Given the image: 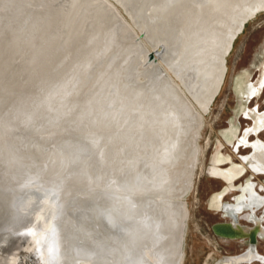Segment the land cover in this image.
I'll return each mask as SVG.
<instances>
[{
	"label": "bare ground",
	"instance_id": "1",
	"mask_svg": "<svg viewBox=\"0 0 264 264\" xmlns=\"http://www.w3.org/2000/svg\"><path fill=\"white\" fill-rule=\"evenodd\" d=\"M261 1L116 0L130 25L107 0H0V220L22 213L5 218L0 264H21L22 244L43 264H181L203 113L240 16ZM159 42L161 66L147 60ZM257 69L239 84L250 124L227 136L238 160L214 159L224 184L209 204L236 219L215 225L234 240L264 235V109L247 104L264 59ZM245 213L250 226L237 222ZM253 261L264 254L250 248L217 264Z\"/></svg>",
	"mask_w": 264,
	"mask_h": 264
},
{
	"label": "rangeland",
	"instance_id": "2",
	"mask_svg": "<svg viewBox=\"0 0 264 264\" xmlns=\"http://www.w3.org/2000/svg\"><path fill=\"white\" fill-rule=\"evenodd\" d=\"M118 11V13L131 25L129 18L123 8L116 0H107ZM133 28V27H132ZM136 34L139 30L134 29ZM146 42L142 39L141 42ZM139 43V42H137ZM147 45H149L147 43ZM150 47V46H149ZM264 59V11L257 13L244 24L243 29L234 38L232 47L226 55V72L221 89L215 96L208 112L203 113L202 128L197 139L199 163L192 176V186L190 191L184 196L182 202L187 212L185 220V230L183 238V258L181 264H217L225 261L230 255L241 253L245 247V238H226L216 234L211 225L216 221L228 220L229 216L215 208H211L209 198L214 191L221 188L224 182L218 178L214 171V159L221 157V154H230L234 161H237L236 152L230 138V126L243 128L250 124V119L241 113V99L239 94V84L247 78L256 79L259 75L257 69L259 63ZM158 65H163L161 60L156 58ZM244 74V75H243ZM250 75V76H249ZM246 76V77H245ZM233 90V91H232ZM237 94V95H236ZM250 102V103H249ZM252 108L264 109V89L261 96H255L247 101ZM240 111V112H239ZM229 132V133H228ZM221 134V135H220ZM229 134V135H228ZM264 139V130L259 133ZM226 136V137H225ZM228 136V138H227ZM229 143V144H228ZM241 153L249 151L248 147H239ZM244 177L238 181L241 182ZM246 178H244L245 180ZM254 181L260 184L264 182V174H256ZM263 190H260V193ZM232 190L227 193L223 201L230 202L236 193ZM261 209L257 213L262 214ZM239 221L250 225V222L240 216ZM89 235L83 234L81 237L70 238L64 245L72 248L74 245L86 243ZM18 236L14 237V239ZM78 238V239H77ZM254 238V237H251ZM11 239L10 243H14ZM24 242L22 238H19ZM238 239V240H237ZM242 239V240H241ZM257 240V238H255ZM17 240V239H16ZM18 241V240H17ZM27 240L25 239V242ZM24 242V243H25ZM24 244H22L23 246ZM19 250L18 257L21 264H43L36 248L26 245ZM17 248V249H18ZM257 250L264 254V235H260L257 241ZM34 262V263H33ZM245 264V263H240ZM249 264H262L253 261Z\"/></svg>",
	"mask_w": 264,
	"mask_h": 264
},
{
	"label": "water",
	"instance_id": "3",
	"mask_svg": "<svg viewBox=\"0 0 264 264\" xmlns=\"http://www.w3.org/2000/svg\"><path fill=\"white\" fill-rule=\"evenodd\" d=\"M261 9H264V0H262L260 3H256V4H253L252 6H250V7H248L243 13H242V15L240 16V18H239V20H238V22H237V26L235 27V29H234V31H233V37H232V39H231V43H232V41L234 40V38L238 35V33L243 29V27H244V24H245V22L249 19V18H251L252 16H254L259 10H261ZM140 34L139 35H141V36H144V33H145V31L144 30H141L140 32H139ZM163 49H164V43L163 42H159L158 44H157V46L152 50V51H148V53H147V60H154L155 61V59L157 58V57H159L160 56V54H161V52L163 51ZM121 164V163H120ZM125 166V165H124ZM40 194H41V192H40ZM7 202V208H8V206H12V205H14L15 206V204H13L12 203V201H6ZM14 210H16V213H15V215L14 214H12L13 213V211ZM13 211H9V210H7L8 211V213H7V215H5V218L8 220H11V219H14V220H16L15 219V217L17 216V215H21L22 213H20L21 211H17L18 210V208H16L15 207V209H14ZM5 218L3 219V220H0V233H1V230H3L4 229V226H6L5 225V223H6V221H5ZM17 222V221H16ZM216 224H224L225 226H230L231 227V221H229V222H227V221H216V222H214L212 225H211V227H212V230L216 233V234H218V235H220V236H224V237H231L229 234H223L222 232H220L219 230H217L216 229ZM236 236H238V237H240V236H242V235H240V234H235ZM0 238H2L1 236H0ZM4 238V237H3ZM2 238V239H3ZM8 240H10V239H8ZM248 240H249V243H250V246H252L253 248H255V242H256V239H255V235H254V238H251V237H248ZM18 241H20V239L18 240ZM26 245V244H25Z\"/></svg>",
	"mask_w": 264,
	"mask_h": 264
},
{
	"label": "flooded vegetation",
	"instance_id": "4",
	"mask_svg": "<svg viewBox=\"0 0 264 264\" xmlns=\"http://www.w3.org/2000/svg\"><path fill=\"white\" fill-rule=\"evenodd\" d=\"M261 183V182H260ZM254 188H256L257 190H258V192H260V187H259V185H258V183L257 182H254ZM262 192V191H261ZM257 214H259V213H257ZM247 213H245V214H239V217L240 216H244L249 222H250V225L252 224V219L251 218H249V217H247ZM239 217L237 218V222L238 223H240L241 225H243V226H250V225H248V224H245V223H241L240 221H239ZM236 220V219H235ZM235 220H233L232 219V217H229V219L228 220H224V221H235ZM245 249L242 251V252H245V251H247L248 249H250V248H252L253 249V251L254 252H259L257 249V241H258V239L256 240V242H255V249L252 247V246H250V243H249V240H248V238H245Z\"/></svg>",
	"mask_w": 264,
	"mask_h": 264
}]
</instances>
